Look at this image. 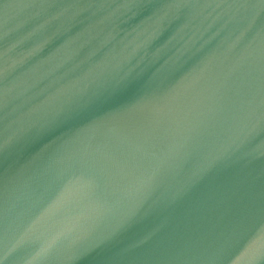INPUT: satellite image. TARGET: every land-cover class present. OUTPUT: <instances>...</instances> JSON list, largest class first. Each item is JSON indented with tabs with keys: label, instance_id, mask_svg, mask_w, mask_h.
<instances>
[{
	"label": "water",
	"instance_id": "water-1",
	"mask_svg": "<svg viewBox=\"0 0 264 264\" xmlns=\"http://www.w3.org/2000/svg\"><path fill=\"white\" fill-rule=\"evenodd\" d=\"M0 264H264V0H0Z\"/></svg>",
	"mask_w": 264,
	"mask_h": 264
}]
</instances>
